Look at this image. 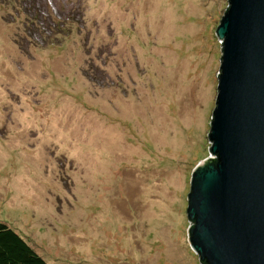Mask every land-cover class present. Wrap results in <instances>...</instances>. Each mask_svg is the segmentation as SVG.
<instances>
[{"label":"rangeland","instance_id":"374dc122","mask_svg":"<svg viewBox=\"0 0 264 264\" xmlns=\"http://www.w3.org/2000/svg\"><path fill=\"white\" fill-rule=\"evenodd\" d=\"M228 6L0 0V222L47 263L201 264L186 196Z\"/></svg>","mask_w":264,"mask_h":264},{"label":"water","instance_id":"95a60500","mask_svg":"<svg viewBox=\"0 0 264 264\" xmlns=\"http://www.w3.org/2000/svg\"><path fill=\"white\" fill-rule=\"evenodd\" d=\"M208 153L189 181L200 263L264 264V0H228Z\"/></svg>","mask_w":264,"mask_h":264},{"label":"trees","instance_id":"16d2710c","mask_svg":"<svg viewBox=\"0 0 264 264\" xmlns=\"http://www.w3.org/2000/svg\"><path fill=\"white\" fill-rule=\"evenodd\" d=\"M60 24L61 23L55 26L54 29H58ZM95 71L98 72V70ZM0 264L49 263H47L17 231L13 230L6 223L0 222Z\"/></svg>","mask_w":264,"mask_h":264}]
</instances>
